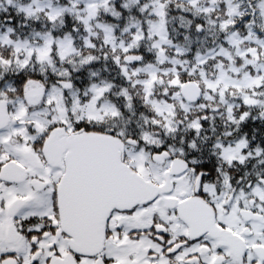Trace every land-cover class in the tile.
Returning a JSON list of instances; mask_svg holds the SVG:
<instances>
[{
  "label": "snow or ice",
  "instance_id": "obj_1",
  "mask_svg": "<svg viewBox=\"0 0 264 264\" xmlns=\"http://www.w3.org/2000/svg\"><path fill=\"white\" fill-rule=\"evenodd\" d=\"M0 264H264V0H0Z\"/></svg>",
  "mask_w": 264,
  "mask_h": 264
}]
</instances>
